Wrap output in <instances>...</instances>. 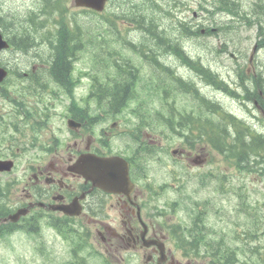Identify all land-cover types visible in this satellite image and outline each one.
<instances>
[{
  "label": "rangeland",
  "instance_id": "1",
  "mask_svg": "<svg viewBox=\"0 0 264 264\" xmlns=\"http://www.w3.org/2000/svg\"><path fill=\"white\" fill-rule=\"evenodd\" d=\"M32 1L33 0H31V2L29 3L28 0H0V15L7 14L9 12L10 15L16 16L21 19L26 15L28 11L27 8L28 6L31 5ZM127 1L129 0L120 1L119 4L125 7L129 5L126 3ZM133 2H135V0H133ZM164 2H165L164 4L165 11L166 12H177L176 15L178 17L181 16V13L186 12L184 14L187 15L188 18L191 20L193 11L201 14V16L193 23L197 22V23H202V24L196 27H193L194 25H191V24H184L182 26L179 39L180 40L191 39V40H184L185 49L187 50V52H189L191 56H195V55L200 56L202 61H204L206 64H210L212 69L220 73V75H216V77L218 78V80H216L217 82L218 81L222 82L223 80H221V77H223L226 80L225 81L226 84H228L229 86H234L238 88L241 84V81H239L238 76L235 77L234 73H231V72L229 73V75H227L226 73L222 71V69L217 68V66L213 65V64L218 63L219 61H222V63L231 65V62L229 61V59H226L227 55L223 54L219 56V54H216V50L218 47L217 44L219 45V47L223 46L224 44L226 45L227 44L229 45L230 44H233V45L242 44V46L248 47L250 44H253L255 41L253 40V38H255L254 33H253L254 30L248 29L244 25H240V26H237V29L235 30L236 34L232 33L231 35L228 36V33L234 29L233 23H228L224 19V16H219V15H214L213 20H211V17L208 14H206L205 12H200L198 8L199 6L198 3H200L206 6L209 10H211L209 6H212V0H166ZM185 3H187L186 9H185L186 7ZM242 3H243V6H245L247 9L249 6V0H243ZM68 6H69L70 13L80 22H88V21L93 22L94 21L93 19H96V17L94 16L90 15L88 17L87 15H84L78 9L73 8L70 5V3H68ZM33 7L34 6H32L31 8ZM116 7H117L116 3L110 4L111 9L119 11V9ZM262 9H264V5L262 6ZM236 10H239V11L233 14V19L241 16L242 10L238 5H236ZM161 25L166 27L168 29V32H170V27L174 25V22L171 20H161ZM226 25L229 26L228 29H224ZM87 29L90 32H93L94 35H97V34L100 35V37L103 38L104 41L100 43L95 42L93 48L89 47L87 52L84 55H82V53L79 54V56L83 58L82 62L78 63L79 69L87 67V64L82 65L83 63H86V62L93 63L103 58H110L115 53H117L115 54V57H118L119 54L120 56H124V57H135L133 54L126 52L124 46L121 43L117 42V37L114 36L112 32L113 28L109 24L100 23L98 26L89 25ZM191 29L197 30L199 32H197L194 35L187 34L185 30L189 31ZM211 30H214V32H211ZM205 31H210V34L205 33ZM176 33H177L176 31L173 32V34H176ZM127 36L132 37V39H135L136 41L143 40V38L140 37L139 32L138 33L131 32ZM137 52L140 53V50H137ZM1 56L3 59H5L8 62H14V61H20V60H21L20 62L21 64H24L26 62V59L24 58L22 59V57H18V56H6V57L5 55H1ZM210 59L213 62H209ZM259 59L262 62H264V53L259 54ZM167 62L171 66L175 67V64H174L175 61H173V59L168 58ZM136 66L138 65L136 64ZM199 66L201 67V65ZM178 72L183 76H186V75L188 76V71L184 68L178 69ZM142 73L146 74V71H142ZM189 81L198 82L199 80L189 79ZM201 82H204V80L201 79ZM14 84L15 83L11 85H14ZM15 85H17V90H19V88L21 87L20 83L15 84ZM217 86L218 85L215 84L216 88L214 86L213 88L217 89ZM142 87H143V83H142ZM203 90L205 94H207L208 96L212 97L215 100H218L220 104L224 106L227 110L237 115L238 114L242 115V112H243L245 115L243 108H241V106H239L236 101H231L227 98H224L222 95H220V93H217V94L213 93L210 89H207L205 87H203ZM177 95L180 96L179 99L176 100L178 105H180L181 102L190 103V101H188L187 98H183L181 94H177ZM34 99H35L34 97H28L27 101L30 107H32L33 109H36L37 106H36V102ZM148 102L149 104L152 105V107L159 109L157 105L158 102L155 99H150ZM44 108L45 106L42 109H39L38 112L41 113L42 111H44ZM0 109H3L5 112L10 113L12 112L13 107L9 105L7 102H4L0 98ZM60 111H61V107L56 106V112H60ZM256 114L258 113L256 112ZM59 121L60 120L57 114L53 115L50 118V122L48 123L50 128L48 129V131L46 130L41 131L40 137L42 140L44 139L47 140L50 137L52 128L59 125ZM51 122L53 124V127H52ZM15 136L17 137L18 146L20 147V146H23L25 142L26 144H28V142L31 140V131L27 127L23 130V134L21 135V137H19L18 134H16ZM167 145L169 146V148H175L179 145V141L176 138H172V140L168 142ZM4 146L5 145H1L0 143V147L5 152H9L4 149ZM15 149L16 147H13V150ZM35 154L36 152H34V150L31 151L30 153H27L25 157H22L18 154V159H19L18 170L17 172L13 173L11 176L19 177L21 174L22 163L24 161L29 162V161L35 160L36 159ZM212 156H213V162L211 164L210 163L203 164L202 166L199 167V169L191 170L187 168L189 170L191 178H190L189 184L185 188H186V192L189 193L191 197L194 196L193 198H197L199 201L204 200V199H210V200H214L215 204H220L221 199L218 198V195L213 191L212 188H209V189L205 188L204 190H202L198 187L200 186L198 180H199V177H202V175H205L208 172H218L220 170L226 171L228 168L227 164L224 161H222L217 155H212ZM162 158L163 160H166L167 166L166 168L161 167L160 169L161 173L159 174V176L162 177L163 175L162 178L165 177V179L169 180L170 183H174L171 180L172 178L171 171L174 170L175 172H177L179 170H182L185 168V165L183 164V162H180V161L178 162V158H175V156H172L169 153L164 154ZM173 163L176 165L173 166ZM148 164L151 170H153L152 166H155L156 170H158L159 168L158 164L154 160H150V163ZM151 176L154 177V172H151ZM155 176H156L155 178L158 177L157 174H155ZM239 178L243 179L244 181L234 180L235 186L242 184V182H245V184L249 187L250 192H252V189H257L258 187H262L264 189V180H263V184L259 185L258 183L254 182L255 179L252 175L244 177V178L242 177H239ZM231 183L233 184L232 181ZM174 184L178 185L177 183H174ZM204 187H208V185H205ZM167 196H173V193L169 192ZM166 199L167 198H162L161 200L165 201ZM217 199L218 200L220 199L219 203L217 202ZM253 199L256 200V197H253ZM221 204H225V203L222 202ZM229 204H233V200H230ZM109 215L112 216L111 212H109ZM208 215H209V219L213 216H217L215 214V211L208 213ZM216 222H218V226L215 229L220 230L221 233H223L222 230H225L226 236L228 235L227 237L237 236L238 234L234 231L238 232L241 230L239 226L235 224H225V223L222 224L220 219H218ZM248 228L252 230L250 226H248ZM257 231L264 232V226L263 227L258 226ZM44 238L46 240L47 250L49 252V254L47 255L49 260L45 259V257H43L40 254L39 252L40 245L37 241L29 238L25 234H18V236H15L14 238H10L7 241L0 242V264H59V262H62L63 258L66 260L69 257L68 256L69 253L67 252L68 251L67 245H62V243H60L58 239L56 238L53 239V237L51 241L50 235H45ZM262 243H264V238L260 241V244ZM177 249H178L177 256L181 260V262H183L184 264L186 263L195 264L194 257L189 250L179 249V248ZM233 249L235 251L234 253L237 252L240 255L246 257L249 260L248 264H260L259 254L256 250L253 251L252 253H243L242 251L239 250V248L233 247ZM229 257H230L231 264H237V259L235 258L234 255L233 256L229 255ZM242 260L243 258H241V261ZM96 262L97 261L95 258L90 257L89 264H94Z\"/></svg>",
  "mask_w": 264,
  "mask_h": 264
},
{
  "label": "flooded vegetation",
  "instance_id": "2",
  "mask_svg": "<svg viewBox=\"0 0 264 264\" xmlns=\"http://www.w3.org/2000/svg\"><path fill=\"white\" fill-rule=\"evenodd\" d=\"M54 61L60 65H66V69L61 66L58 70L65 71V73L61 74V80H65V85H68L67 78L69 70L71 69L69 63L65 64V62H68V59H55ZM60 83L63 84V82ZM53 85L58 87V91L61 89L64 91L66 90V86L64 84L61 86H59V84ZM120 93L121 95H124L126 93V88L122 86L120 88ZM77 121L80 124V129L78 132L74 133L73 136H71L70 145L63 146L59 152L53 149H44L45 154L44 152L41 154L46 160L42 159L41 161H38L36 165L25 168L22 171L24 179L21 186L22 197L19 204L24 206V204H29L30 202L40 201L44 204L53 206H64L74 200L78 207L82 209L85 216L92 215L91 211L93 208L89 206L90 204H101L99 201L94 200L96 191L86 194L90 187L89 184L85 183L83 178H81L78 174L71 172L68 168L70 163L76 160L79 155L87 152L99 155H108L107 145L104 142L106 141L109 143L108 137L111 136L112 131H103V134L100 133L99 136H92L94 132L91 130V126H87V123L83 119L78 118ZM113 125H116V123ZM100 139H104L105 141ZM180 149L187 157L190 155L187 154L188 152L185 148ZM114 196L116 198V201L114 202V204H116L114 210L118 213V215L113 221H119L121 226H116L111 233L112 235H109V237L106 238L109 245L111 244L112 246L117 247L125 245L129 246L131 249H141L142 256L145 255V258H149L150 260L148 264H156V250L154 248H143L141 246V241L143 238L148 240L158 237H160L159 239L167 238L166 230L168 227L167 218L164 216L165 212L160 210L157 212V216H154L153 209H155V207L153 204H148L149 198L146 199V194L139 190H137L135 194H132V201L139 200V204H132V202L124 196ZM144 198L146 200H144ZM161 208H164V206H161ZM138 209L143 222L147 223V228L143 234V238L142 229L136 215ZM90 218L95 219L96 217L90 216ZM234 247L239 248V250L243 253H252L255 250H261L260 243L258 241H253L246 237L240 239ZM147 250L150 251L147 252ZM177 251L178 250H176V253ZM229 255L231 254H221V259L224 263H226L225 258ZM263 259L264 257H261L260 262H262ZM165 261L166 262L164 264H177L174 262L170 250L167 252V260Z\"/></svg>",
  "mask_w": 264,
  "mask_h": 264
},
{
  "label": "trees",
  "instance_id": "3",
  "mask_svg": "<svg viewBox=\"0 0 264 264\" xmlns=\"http://www.w3.org/2000/svg\"><path fill=\"white\" fill-rule=\"evenodd\" d=\"M226 1L227 0H225L224 3L222 2V5L218 1L216 3V8L217 9L222 8L221 10L229 9V6H226V4H225ZM151 2H149L150 6L147 8H142V10H141L142 13L139 16H137V20H135L136 27L146 34L151 33V36H153L156 45H160L163 48H166L168 51L169 50L175 51L176 47L174 46V42L170 39L171 38L170 35L167 33H165V35H164L163 34L164 31H161L160 29H158L159 24L156 21V19L153 17L154 12L156 10H158L157 8H159V5L157 3H155L153 0H151ZM148 9H150V10H148ZM90 13L95 15V13H93V12H90ZM122 16H123V19H127L126 14L122 13ZM73 21H74L73 27L70 26L69 22L68 23H66L64 21L63 22L62 21L57 22L59 28L63 32V34L60 33V42L62 43V47H65L69 51L66 52L65 49H62V53L57 51L55 57L73 58L75 55V48L77 46L81 45V37L78 35V25L76 24L77 22L75 20H73ZM128 21H133V20L129 19ZM181 30H182V27H180V31ZM158 34L163 35V36H160ZM177 54L180 57L182 55L181 52L177 53ZM65 64H68V62H65ZM58 66L61 67V65L56 62L54 65V69L56 68L55 72L57 73V74L55 73V75L58 77V78H56V80L60 81L59 78L61 77L62 73H65V71L57 70ZM65 69H66V67H65ZM118 88H119L118 84H116V85L113 84V87L109 88V89L111 91H113V93H114V91ZM262 92L264 94V91H262ZM113 98L119 106H123L127 100V98L125 96L122 97L121 94H116L115 96H113ZM99 100H102V96H99ZM260 103H261L262 107L264 108V100H262V101L260 100ZM209 109H211V108H209ZM217 113L219 114V117L221 118V121H222V125L219 127V130L222 132L221 134L219 133V136L222 137V140H218L215 143L209 144L213 149H215L216 151H222L223 149H225L227 146V142H226L225 137H233L236 156H239V155L240 156H242V155L246 156V154L249 150H251V151L255 150L254 149L255 145L259 146L260 139L258 137L253 136V138L246 139V137L243 135V133L241 131H244L245 134L248 136L249 129L240 120H237V118H234L230 115L228 116V115H226V113L219 111V110H217ZM236 143H240V145L244 146V149L247 151H245L240 146H237Z\"/></svg>",
  "mask_w": 264,
  "mask_h": 264
},
{
  "label": "water",
  "instance_id": "4",
  "mask_svg": "<svg viewBox=\"0 0 264 264\" xmlns=\"http://www.w3.org/2000/svg\"><path fill=\"white\" fill-rule=\"evenodd\" d=\"M106 0H74L76 6L88 7L97 11L103 9ZM0 73L2 71L0 70ZM89 170L91 173L98 175L99 181L95 185L105 188L107 191L120 192L123 187H129L127 180V164L119 158L112 159H98L91 158ZM10 164L5 166L0 163V170L9 169ZM81 170L83 165L80 166ZM17 215L13 216L15 219Z\"/></svg>",
  "mask_w": 264,
  "mask_h": 264
},
{
  "label": "bare ground",
  "instance_id": "5",
  "mask_svg": "<svg viewBox=\"0 0 264 264\" xmlns=\"http://www.w3.org/2000/svg\"><path fill=\"white\" fill-rule=\"evenodd\" d=\"M219 2L221 3V5H222V1L221 0H219ZM239 10H236V5H235V10H234V13H236V12H238ZM201 25V24H200ZM193 27H196V26H193ZM229 28V26L228 25H226L225 27H224V29H228ZM186 31V33L187 34H196L197 32H199V31H197V30H194V29H191V30H185ZM204 32V31H203ZM211 32H214V30H211ZM205 33H209L210 34V31H205ZM23 45V46H22ZM20 44V46L22 47V48H24V49H27V45H26V43H23V44ZM58 49H60L59 51H60V53H62V49H65L66 50V52H68L69 50L68 49H66L65 47H62V46H59L58 47ZM55 63H56V61H53V70H54V73H56L55 72V69H54V65H55ZM194 63H195V61L194 60H192V59H190L189 58V56H188V54H186V53H182V55H181V57H180V59L178 60V62H177V64H182V65H184L187 69H191L192 67H193V65H194ZM61 66H63V67H65L66 65H61ZM60 66H58L57 67V70H58V68H59ZM199 69H201V67L199 66ZM57 74V73H56ZM189 79H191V80H195V79H193V78H189ZM202 79L204 80V83H206V85H209V86H211L212 84H213V86L215 87V84H219L220 83V81H216V80H218V78L215 76L214 78H213V75H212V72L210 71V70H205V75H203V77H202ZM239 81H241L240 80V78H239ZM61 82H63V84L65 85L66 84V81L64 80V81H61ZM191 83H196V82H191ZM240 86H241V89H242V91L244 92V96H245V99L246 100H251V99H253V98H258L259 100H264V94H263V90H261L260 91V93H257L256 91H254V90H252L251 89V87L246 83V82H242L241 84H240ZM239 86V87H240ZM216 88V87H215ZM217 88H218V86H217ZM216 90V89H215ZM221 108H222V106H220ZM112 109H114V106H112ZM237 120H240L245 126H248V122L247 121H245V120H243V119H237ZM242 133H243V135L246 137V139H248L249 137L245 134V132L244 131H241ZM254 132H255V130H254ZM218 134H219V132H217ZM256 133V137H258L259 139H260V141H259V146L257 145H255L254 146V149L255 150H253V151H251V150H249L248 152H247V154H246V158L248 159L249 158V156L250 155H258V154H260V153H264L263 151H264V137H263V134L262 133H258V132H255ZM261 134V135H260ZM260 135V136H259ZM216 139L217 140H219V136H216ZM215 140V139H214ZM237 140V139H236ZM245 140V139H244ZM216 141V140H215ZM246 141V140H245ZM249 141V140H248ZM247 141V142H248ZM217 142V141H216ZM236 145L237 146H240L241 148H243L244 149V146H242V145H240V143H236ZM245 150V149H244ZM245 151H247V150H245ZM250 154V155H249ZM249 155V156H248ZM197 222L199 221L198 220V218L197 219H195ZM201 223V222H200ZM178 250V249H177ZM258 252V254H259V259L261 258V257H264V253L261 251V250H258L257 251ZM226 259V263H231L230 262V257L228 256L227 258H225ZM260 264H264V259H263V261L262 262H260Z\"/></svg>",
  "mask_w": 264,
  "mask_h": 264
}]
</instances>
